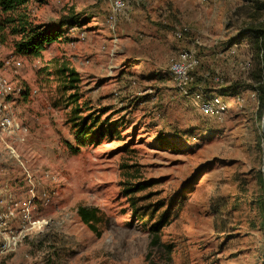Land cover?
Segmentation results:
<instances>
[{
	"label": "rangeland",
	"instance_id": "obj_1",
	"mask_svg": "<svg viewBox=\"0 0 264 264\" xmlns=\"http://www.w3.org/2000/svg\"><path fill=\"white\" fill-rule=\"evenodd\" d=\"M126 1L112 15L109 0H29L44 25L88 16L36 57L0 31L16 89L2 98L24 135L0 138V264H264L263 43L244 32L264 31V0ZM182 50L183 90L169 70ZM196 91L222 109L203 112ZM78 206L97 208L93 228Z\"/></svg>",
	"mask_w": 264,
	"mask_h": 264
},
{
	"label": "trees",
	"instance_id": "obj_2",
	"mask_svg": "<svg viewBox=\"0 0 264 264\" xmlns=\"http://www.w3.org/2000/svg\"><path fill=\"white\" fill-rule=\"evenodd\" d=\"M29 0H0V31L5 32L9 36H13L12 47L16 54L26 55L31 57L38 56L47 46L58 39L62 26L67 25H81L84 24L88 16L83 15L82 12H70L61 15L57 25H44L42 23L35 22V19L30 14L28 9ZM131 7V6H130ZM84 10V9H82ZM245 34H251L254 36L261 45L259 47L260 53V66L257 73L258 90L261 92V102L264 104V31L260 29H244ZM262 40V41H261ZM58 75L63 77L66 84L63 87L67 90L70 88L75 89L77 78L75 71L71 68L61 66L56 69ZM76 97V94H73ZM75 98L74 100H76ZM98 116H94L91 123L95 126ZM84 122H80L79 132L81 134L94 135L97 133L109 132L111 127L110 123H106L104 126L98 123L96 129L87 126ZM136 190V189H135ZM131 192V191H128ZM77 215L80 220L87 224L90 228H93L94 224L98 221V210L95 207H77ZM145 216H149L145 223H149L152 219L151 213L146 212ZM165 215H161L156 221L148 226V229L154 232L159 231L165 222Z\"/></svg>",
	"mask_w": 264,
	"mask_h": 264
},
{
	"label": "built area",
	"instance_id": "obj_3",
	"mask_svg": "<svg viewBox=\"0 0 264 264\" xmlns=\"http://www.w3.org/2000/svg\"><path fill=\"white\" fill-rule=\"evenodd\" d=\"M110 11L112 15L123 14L130 10L129 2L126 0H109ZM176 35L180 36L181 32L177 31ZM193 53L190 51L182 50L177 57L171 60L169 64V70L174 80L180 89H184V85L189 80V69L195 64ZM16 91L12 85L0 76V138L2 134L10 135L15 141L21 142L23 140V133L21 127L17 124L13 112L8 100H4L2 97L9 96ZM19 89H17V92ZM195 97L200 99L201 110L205 113H213L222 109V104L217 96L207 97L201 92L195 93Z\"/></svg>",
	"mask_w": 264,
	"mask_h": 264
},
{
	"label": "water",
	"instance_id": "obj_4",
	"mask_svg": "<svg viewBox=\"0 0 264 264\" xmlns=\"http://www.w3.org/2000/svg\"><path fill=\"white\" fill-rule=\"evenodd\" d=\"M261 131L263 134V142H264V109H263V114H262V118H261Z\"/></svg>",
	"mask_w": 264,
	"mask_h": 264
}]
</instances>
